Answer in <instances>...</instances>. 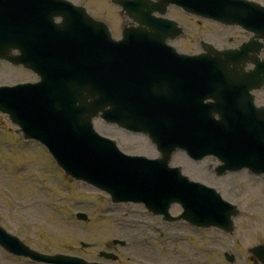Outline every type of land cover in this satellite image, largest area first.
Wrapping results in <instances>:
<instances>
[{"label":"water","instance_id":"95a60500","mask_svg":"<svg viewBox=\"0 0 264 264\" xmlns=\"http://www.w3.org/2000/svg\"><path fill=\"white\" fill-rule=\"evenodd\" d=\"M112 1L122 7L130 24H137L124 27L120 41L112 40L106 24L67 0H0V59L22 64L40 77L35 84L0 91V112L8 114L24 138L45 144L67 173L88 181L103 177V188L114 201L155 202L166 214L175 200L184 206V217L190 222L232 231L234 208L214 190L168 170V161L171 151L183 146L175 139L178 130L193 158L214 153L229 171L243 167L253 173L264 171V107L255 108L252 98L246 99L234 86L258 89L264 74H237L233 71L236 63L228 55L234 53L210 45L206 55L176 53L166 38L177 37L181 30L173 21L151 16V12L164 14L163 7L173 2L224 24L239 20L243 24L248 17L264 19V7L248 5L249 15L230 19L227 15L229 6L237 4L234 0ZM57 16L60 23H54ZM15 49L18 55L11 54ZM158 50L164 56L159 58ZM166 86L172 92L163 107L155 102L162 98L153 94L165 93ZM206 87L209 89L204 90ZM120 88H126L125 95H118ZM205 98L214 102H203ZM182 99L192 103L191 110H181ZM158 107L164 108L160 115L154 111ZM97 115L149 133L161 157L154 163L120 157L112 144L97 139L91 123ZM162 121L168 122L170 133L156 127ZM195 122L202 128V136L200 130L192 135ZM160 173L163 177H158ZM161 197L166 202L160 204ZM0 245L32 259L95 264L37 254L1 227ZM250 251L264 264V246Z\"/></svg>","mask_w":264,"mask_h":264},{"label":"rangeland","instance_id":"374dc122","mask_svg":"<svg viewBox=\"0 0 264 264\" xmlns=\"http://www.w3.org/2000/svg\"><path fill=\"white\" fill-rule=\"evenodd\" d=\"M72 1L105 21L113 36L119 37L126 18L110 0ZM258 1L264 4V0ZM167 16L185 31L172 43L182 52H198L199 38L214 41L219 47L246 39L244 33L187 16L176 7H171ZM227 37H233V42ZM36 79L32 72L0 61V84ZM256 96L257 102L264 104V87ZM94 128L116 139L126 153L158 157L154 145L142 134L125 132L99 118L94 120ZM217 163L213 157L193 162L180 151L171 159V165L180 166L190 179L216 188L222 198L239 206L233 234L192 230L183 221L167 223L148 213L142 204L113 205L107 194L56 170L46 150L23 141L17 127L0 113V224L39 252L73 254L89 261L107 262L99 252L108 250L118 256L112 264H183L179 256L193 248L188 264H228L222 250L236 257L234 264H242L241 255L247 256L248 264H256L246 253L249 246L264 242V176L250 175L246 170L216 176L213 170ZM180 211L178 205L170 208L172 214ZM75 212H85L88 221L77 220ZM114 239L124 241L125 246L113 245ZM82 241L89 244L87 249L80 245ZM207 244L216 251L207 250ZM0 264L29 263L0 249Z\"/></svg>","mask_w":264,"mask_h":264}]
</instances>
